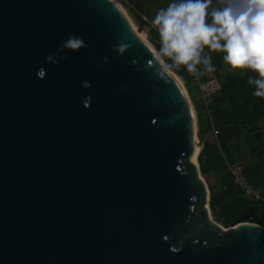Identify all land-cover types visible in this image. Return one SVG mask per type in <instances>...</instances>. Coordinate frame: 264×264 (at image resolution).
<instances>
[{
    "label": "water",
    "instance_id": "95a60500",
    "mask_svg": "<svg viewBox=\"0 0 264 264\" xmlns=\"http://www.w3.org/2000/svg\"><path fill=\"white\" fill-rule=\"evenodd\" d=\"M154 51L111 0H0V264H264V227L213 218Z\"/></svg>",
    "mask_w": 264,
    "mask_h": 264
},
{
    "label": "clouds",
    "instance_id": "9594fccd",
    "mask_svg": "<svg viewBox=\"0 0 264 264\" xmlns=\"http://www.w3.org/2000/svg\"><path fill=\"white\" fill-rule=\"evenodd\" d=\"M151 26L157 75L183 66L199 77L215 70L211 54L217 53L230 71L248 73L252 95L264 99V0H166Z\"/></svg>",
    "mask_w": 264,
    "mask_h": 264
},
{
    "label": "trees",
    "instance_id": "16d2710c",
    "mask_svg": "<svg viewBox=\"0 0 264 264\" xmlns=\"http://www.w3.org/2000/svg\"><path fill=\"white\" fill-rule=\"evenodd\" d=\"M134 3L136 11L133 15L140 20L142 0ZM211 55L214 72L218 73L223 61L219 54ZM171 70L178 77L189 78V73L183 66ZM247 75L248 73H228L223 77L216 75L221 83V90L209 100L208 122L201 123L198 117L200 132L206 129L217 132L211 138L213 143L204 140L198 155V164L201 176L207 179L211 177L212 180L208 184L211 214L225 228L241 222L264 227V217L257 215V212L255 218H244L248 208L259 203H251L244 198L241 191L232 184L231 175L225 165V159L231 163L238 161L236 144L239 139L245 140L244 148L247 149L248 158L244 161L243 173L252 187L264 197V99L252 95L253 89L247 84ZM199 79L205 81L208 76L204 73Z\"/></svg>",
    "mask_w": 264,
    "mask_h": 264
},
{
    "label": "rangeland",
    "instance_id": "374dc122",
    "mask_svg": "<svg viewBox=\"0 0 264 264\" xmlns=\"http://www.w3.org/2000/svg\"><path fill=\"white\" fill-rule=\"evenodd\" d=\"M133 1L136 2L137 0H133ZM117 2L124 8V10L126 11L127 15L132 20L134 25L138 28L139 19L133 15V13H135V11H136L134 9L135 3L131 2V1L129 2L127 0H117ZM151 31L155 32V29L152 28L150 22H147L146 25L144 26L143 30H142V33L144 34V39L153 47L154 50H156V47L158 46V37H157V34L155 35V33L154 32L151 33ZM218 73L212 71V72L206 73V75L208 76V79H209L210 77L217 78L216 75L223 77L225 74H228V73H236L239 75L244 74L240 71H235V72L230 71L224 63L222 65L220 72H218ZM188 77L189 78H182V77H179V78H180V80H181V82H182V84H183V86H184V88L188 94L189 99H191V101L193 102L194 106L198 110V113L200 112L199 118L203 119L204 123H207L208 118H209V114L207 113V109L205 108V103H204V100L202 98L201 92L199 90L198 84L194 83L192 81V77L190 75H188ZM186 85H187L188 90L186 88ZM211 121H212V116H211ZM199 130L200 129H199V125H198V120L196 118V137H197V139L199 140L200 136L203 134V137H204L203 140L207 139L209 141V143H213L212 142V139L214 138V130L213 129H210V131H209L210 134L208 137H206L204 131L200 132ZM239 140L237 141L238 144H236V149H237L236 154H237V158H238L237 159L238 161H236V163L240 164V166L243 167L245 164L244 161L247 160V158H248L247 153H246L247 149L245 150V148H244L245 147L244 146L245 140L242 139L241 141H243V142H241ZM197 162H198V157H197ZM202 178L204 179V181L206 182L207 187H208V184H210L212 182L211 177H209L208 179H207V177H202ZM208 191H209V189H208ZM256 212H257V215L264 217V204L263 203L258 204V208H257Z\"/></svg>",
    "mask_w": 264,
    "mask_h": 264
},
{
    "label": "built area",
    "instance_id": "2783aa9c",
    "mask_svg": "<svg viewBox=\"0 0 264 264\" xmlns=\"http://www.w3.org/2000/svg\"><path fill=\"white\" fill-rule=\"evenodd\" d=\"M189 75L192 77V81L198 84L199 90L205 103V108L207 109V113L210 114L208 102L215 94L220 92V81L214 77H210L209 79L202 81L199 79V77L193 76L190 73ZM216 135L217 132L214 130V136ZM225 165L231 175L232 184L241 191L244 198L251 203L256 202L264 204V197H262L261 193L255 190L249 183V181L245 178L243 173V167H241L240 164L236 162L231 163L226 159Z\"/></svg>",
    "mask_w": 264,
    "mask_h": 264
},
{
    "label": "bare ground",
    "instance_id": "6f19581e",
    "mask_svg": "<svg viewBox=\"0 0 264 264\" xmlns=\"http://www.w3.org/2000/svg\"><path fill=\"white\" fill-rule=\"evenodd\" d=\"M114 4H116L118 6V8L123 12V14L125 15V17L127 18L131 28L133 29V31L135 32L136 36L138 38H140L141 40H143L144 42L148 43L145 39H144V34L142 33V31H139L138 28L134 25V23L132 22V20L130 19V17L127 15L126 11L124 10V8L117 2V0H111ZM137 30V31H136ZM149 44V43H148ZM150 45V44H149ZM150 47H152L150 45ZM153 48V47H152ZM177 79H178V82L182 85V88L184 90V92L186 93V96H187V92L180 80V78L176 75ZM189 99V97H188ZM195 145H196V148H195V151H194V154H193V163H195L197 165V156L200 152V149H201V146L199 145V140L197 139V137L195 136Z\"/></svg>",
    "mask_w": 264,
    "mask_h": 264
},
{
    "label": "crops",
    "instance_id": "0c3cea01",
    "mask_svg": "<svg viewBox=\"0 0 264 264\" xmlns=\"http://www.w3.org/2000/svg\"><path fill=\"white\" fill-rule=\"evenodd\" d=\"M190 100V103H191V105H192V107H193V109H194V112H195V116H196V118H197V120H198V117L200 116L199 114H200V112L198 113V110L196 109V107L194 106V104H193V102L191 101V99H189ZM210 103V102H209ZM210 116V115H209ZM200 121H201V123H204V120L203 119H201L200 118ZM210 131V130H209ZM209 131H208V129H206V130H204V133H205V135H206V137H208L209 136ZM208 134V135H207ZM205 140H207V139H205ZM203 142H204V140H203Z\"/></svg>",
    "mask_w": 264,
    "mask_h": 264
},
{
    "label": "snow or ice",
    "instance_id": "6c2138e0",
    "mask_svg": "<svg viewBox=\"0 0 264 264\" xmlns=\"http://www.w3.org/2000/svg\"><path fill=\"white\" fill-rule=\"evenodd\" d=\"M72 47H76V45L74 44V45H72Z\"/></svg>",
    "mask_w": 264,
    "mask_h": 264
}]
</instances>
